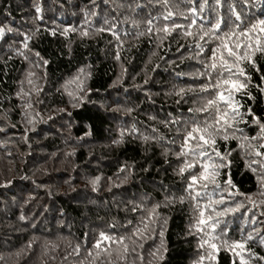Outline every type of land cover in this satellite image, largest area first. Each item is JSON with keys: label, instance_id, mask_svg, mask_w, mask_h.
Here are the masks:
<instances>
[{"label": "trees", "instance_id": "1", "mask_svg": "<svg viewBox=\"0 0 264 264\" xmlns=\"http://www.w3.org/2000/svg\"><path fill=\"white\" fill-rule=\"evenodd\" d=\"M259 20L264 0H0V264H264V53L230 127L204 111Z\"/></svg>", "mask_w": 264, "mask_h": 264}, {"label": "snow or ice", "instance_id": "2", "mask_svg": "<svg viewBox=\"0 0 264 264\" xmlns=\"http://www.w3.org/2000/svg\"><path fill=\"white\" fill-rule=\"evenodd\" d=\"M39 11V9H37ZM220 25L217 23L215 25V28H219ZM257 29L259 32L257 33ZM165 31H168V29H165ZM255 34V35H254ZM264 20H259L256 24H253L251 28L247 32L240 33L239 37H236V42L232 44L231 46L228 44V42H225L223 47L225 51L227 52V56L230 58H234V62L230 63L228 59L225 58L224 54L221 53L219 56L220 64L219 66L215 63L211 65L213 69H216L217 67H220L223 69V73H221V76H223L225 73L228 74L227 79H220L217 81L215 85H212L211 87L216 90V98L210 99L207 102V106L204 109V111H207L208 108L216 107L217 111V119L216 124H220L223 122L226 126H231L229 121L230 113L228 109H231V115L234 117L237 114L236 107L233 106L232 103V97L234 92H240L243 88L246 87V84L241 83L239 80L233 79V76L236 73H239L240 75L244 74V69L241 68L240 62L241 61H253V56L256 52L264 53ZM188 35H191V33H188ZM203 39V37H201ZM255 39V45H253L252 41ZM235 49V50H234ZM251 50V51H249ZM215 56V52H214ZM235 70V72H234ZM208 88L203 89V91H208ZM218 102H223L226 105V108L223 112H221ZM212 127V125H209L205 128H194L192 131H190L186 137V147H188L189 152L196 153L200 156H206L207 150L205 149V145H214L215 139H209L205 138V134H207L209 137H211V133H209L208 129ZM261 131L264 133V125H261ZM224 139H227L228 137H223ZM197 141V145L195 148H192L189 146L191 141ZM202 141V143H200ZM259 154V153H258ZM215 155L219 156L220 154L218 152L215 153ZM223 159V157H221ZM196 165L194 163L187 164L185 167H182L180 169L181 173L185 172L188 169H191L195 167ZM223 166V165H221ZM218 174L216 166H210V165H203V171L200 173V177L193 175L192 176V185H195L200 180L206 181L208 183H215V176ZM229 184H231V181H228ZM192 185H189V187H192ZM205 188L207 187V183L203 185ZM219 203V202H218ZM203 213H201V217H203ZM219 215V214H218ZM212 220V217H208V220L201 219L199 221L200 225L207 224L208 221ZM212 228H215V224L211 225ZM201 231L203 229L201 228ZM110 237L102 236V240H109ZM117 243L123 244V238H121L119 241H114ZM204 244H208L210 248L214 250L217 249V245L215 243H210L208 240L204 241ZM203 247V245H201ZM97 248L100 247V242L96 245ZM233 249L235 248H244V244H235L232 245ZM125 251H127V245L124 246ZM239 255V253H237ZM241 264H244L243 258L241 257Z\"/></svg>", "mask_w": 264, "mask_h": 264}]
</instances>
